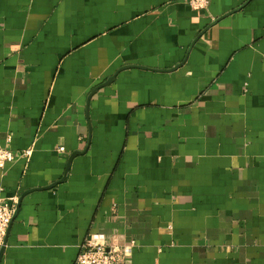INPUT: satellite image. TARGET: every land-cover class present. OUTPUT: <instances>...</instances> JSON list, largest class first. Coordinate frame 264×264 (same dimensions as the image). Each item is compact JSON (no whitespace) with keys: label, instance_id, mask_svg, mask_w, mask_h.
Listing matches in <instances>:
<instances>
[{"label":"crops","instance_id":"obj_1","mask_svg":"<svg viewBox=\"0 0 264 264\" xmlns=\"http://www.w3.org/2000/svg\"><path fill=\"white\" fill-rule=\"evenodd\" d=\"M0 144V264H264V0H0Z\"/></svg>","mask_w":264,"mask_h":264},{"label":"built area","instance_id":"obj_2","mask_svg":"<svg viewBox=\"0 0 264 264\" xmlns=\"http://www.w3.org/2000/svg\"><path fill=\"white\" fill-rule=\"evenodd\" d=\"M189 6L194 10H206L209 0H188ZM32 155L31 148L22 150L19 154L0 144V168L14 162L18 158L26 161ZM17 198L10 200L0 198V246L2 245L7 229L12 219L14 205ZM135 247V241L119 244L107 243L106 236L100 232L89 233L80 244V251L75 260V264H119L129 256Z\"/></svg>","mask_w":264,"mask_h":264},{"label":"water","instance_id":"obj_3","mask_svg":"<svg viewBox=\"0 0 264 264\" xmlns=\"http://www.w3.org/2000/svg\"><path fill=\"white\" fill-rule=\"evenodd\" d=\"M109 81L110 80H107V82L103 83V85L107 84ZM73 157H74V155L70 157L69 163H70V161L72 160ZM66 171H65V174H66ZM65 174H64V176H65ZM3 244H4V241H3ZM2 252H3V245L0 247V258H1Z\"/></svg>","mask_w":264,"mask_h":264}]
</instances>
